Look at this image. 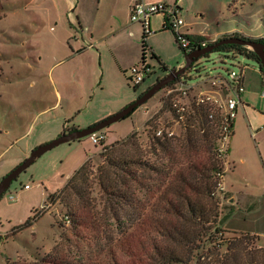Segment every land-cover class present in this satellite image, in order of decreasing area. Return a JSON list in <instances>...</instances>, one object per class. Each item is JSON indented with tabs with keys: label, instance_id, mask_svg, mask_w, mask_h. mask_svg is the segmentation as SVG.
<instances>
[{
	"label": "rangeland",
	"instance_id": "1",
	"mask_svg": "<svg viewBox=\"0 0 264 264\" xmlns=\"http://www.w3.org/2000/svg\"><path fill=\"white\" fill-rule=\"evenodd\" d=\"M239 1L236 14L226 15L224 25L232 24L248 38H264V0ZM2 5L5 11L0 16V182L34 149L56 140L65 131L86 129L114 116L160 77L164 78V66L173 70L185 63V54L172 33L150 37L148 42L141 38L138 66H150L156 73L137 88L131 72L121 71L116 58L122 57V65L131 61L127 57L130 48L125 44L126 36L109 35L107 16L90 10L81 15L85 32L80 33L78 25L70 22L71 10L66 0H2ZM71 17L77 21L74 13ZM116 17L118 23L126 22L124 15ZM88 27H92L91 32H86ZM98 41L103 43V58L99 55ZM109 43L121 44L120 54L115 56L107 48ZM91 44L93 48H89ZM232 57L211 53L197 62L207 71L247 64L250 69L246 76L250 82L246 93L252 95L249 109L256 112L250 125L242 117L245 122L238 126L230 152L232 163L224 177L228 195L222 203L218 226L229 233L225 239L236 236L232 233H237V237L244 234L253 237L244 239V244L251 246L250 240L256 238V246L260 248L264 246V98L261 94L264 84L255 61L238 54L237 58ZM164 97L165 90H161L131 117L103 130L104 133L111 132V141L128 139L137 132L136 150L142 157L152 159L146 131H154L146 125L163 107ZM162 117L164 121V115L158 119ZM93 153L88 138L63 144L42 156L12 183L0 200V264L19 261L31 264L45 258L63 232L69 239L60 246L64 264L102 262L105 256H99L97 249L92 248L93 238L83 234L76 237L69 224H65V209L61 205L65 197L50 202V197L61 192L85 164L86 155L94 157L89 159L91 181L97 179V171L105 160L100 157L102 150ZM28 222L30 225H26Z\"/></svg>",
	"mask_w": 264,
	"mask_h": 264
},
{
	"label": "trees",
	"instance_id": "2",
	"mask_svg": "<svg viewBox=\"0 0 264 264\" xmlns=\"http://www.w3.org/2000/svg\"><path fill=\"white\" fill-rule=\"evenodd\" d=\"M4 11L0 0V16ZM228 38L264 45V38L242 34L226 35L212 45ZM191 40L205 41L199 37ZM176 42L182 50L177 37ZM143 44L147 48L146 42ZM214 53L238 54L259 63L255 52L241 45H223ZM206 112L197 110L186 130L172 140L146 131L149 153L155 160L142 157L136 150L137 132L128 139L110 141L111 132L107 131L102 144H93L88 138L93 154L100 149L105 160L97 179L91 181L87 160L50 202L65 197L61 204L65 224L76 237L83 234L93 238L92 248L105 256L103 263L91 264H264V248L256 246V238L248 239L251 246L243 243L250 237L244 234L237 237L232 233L236 236L225 239L229 233L218 226L226 198L218 194V184L227 166L218 155L219 126ZM68 240L63 232L52 251L31 264H64L60 246Z\"/></svg>",
	"mask_w": 264,
	"mask_h": 264
},
{
	"label": "built area",
	"instance_id": "3",
	"mask_svg": "<svg viewBox=\"0 0 264 264\" xmlns=\"http://www.w3.org/2000/svg\"><path fill=\"white\" fill-rule=\"evenodd\" d=\"M160 14L167 17L166 28L173 31L185 54L206 48L216 41L193 42L183 31L185 21L177 16V6L165 2L148 5L144 0H136L131 8V22L141 24L145 33L150 34L151 18ZM248 69L247 64L240 63L234 69L222 68L216 71L212 68L207 71L205 67L200 68L197 62L194 63L189 70H192L190 72L195 76L186 71L174 85L165 89L163 107L149 120L146 127L151 128L157 138L172 140L186 130L197 110L206 109L209 120L219 126L217 145L219 159L226 160L238 109L243 105L241 97L246 90L245 75ZM152 73L153 69L149 66H137L132 68L131 78L136 86H140ZM261 94L264 98V90ZM160 115L166 117L164 121H161L163 117L158 119ZM106 133L104 131L95 133L89 136V140L93 144H102L107 140ZM225 164L227 166V162ZM26 189H29V186H26ZM224 192L222 175L218 184V194Z\"/></svg>",
	"mask_w": 264,
	"mask_h": 264
},
{
	"label": "crops",
	"instance_id": "4",
	"mask_svg": "<svg viewBox=\"0 0 264 264\" xmlns=\"http://www.w3.org/2000/svg\"><path fill=\"white\" fill-rule=\"evenodd\" d=\"M68 9L71 10L70 14V22L78 25V32L84 33V23L81 15H86L90 12H95L96 15L107 16L108 23L110 25L111 33L110 36L116 37L119 34H124L126 38H124L125 44L130 48L127 54V57L131 59L129 64L122 65L120 63L121 56H117V60L119 61V69L124 73L131 72L132 68L137 67L139 63V55H140V44L141 38L148 42L149 38L154 37L156 35L164 34V33H172L174 40L176 42V36L173 31L166 28L167 17L165 15H155L151 18L150 21V34L145 33V29L141 24H133L131 22V8L135 4L136 0H66ZM146 4H159V3H167L170 5L177 6V16L182 17L185 21V26L183 31L190 37H199L204 39L207 42H211L214 40H219L226 35L231 34H241L238 30L239 28L224 25V19L226 15L236 14L238 10V6L240 2L239 0H144ZM74 7V9H72ZM71 13H74L77 17V21H74L73 17H71ZM124 15L126 17V22L123 24L118 23V19L116 16ZM108 25V26H109ZM218 26L219 30L216 31V27ZM144 31L142 37V28ZM91 28H87L86 32H91ZM208 34H211L208 36ZM145 35V37H144ZM91 37L93 34L91 33ZM97 46L100 48V57L103 58L102 47L103 43L98 41ZM144 43V42H143ZM177 43V42H176ZM94 45H90L89 48H93ZM121 44L112 45L109 43L107 46L108 49H111L115 56L120 54L119 48ZM79 52V51H78ZM124 66V67H123ZM150 67V66H149ZM131 68V69H130ZM152 68V67H151ZM250 69V68H249ZM248 69V71H249ZM165 71V76L172 70L169 67H163ZM247 71V72H248ZM246 72V73H247ZM260 72L262 82L264 84V76ZM156 72L153 70L152 75ZM105 74V72L103 73ZM161 78V77H160ZM159 78V79H160ZM158 79V80H159ZM250 80L247 79L245 75V88L247 87V83ZM153 86V85H152ZM139 87V86H138ZM137 87V88H138ZM254 89V87H251ZM252 95H248L246 93L241 97L243 105L238 109V115L234 124L233 136L229 142L231 145L228 149V154L226 158L227 169L230 168V164L232 163V157L230 156V152L234 147L235 140L238 133V126L245 122L242 120V117L246 119L248 124L255 119L256 112H253L250 108V99ZM133 103V102H132ZM129 106V105H128ZM252 124V123H251ZM79 130V129H77ZM66 132V131H65ZM64 133V132H63ZM82 141V140H81ZM231 143V144H230ZM87 153V151H86ZM88 154V153H87ZM87 156V155H86ZM93 157H86V161ZM86 163V162H85ZM224 195L227 197V187L224 182ZM260 248H264V246H260Z\"/></svg>",
	"mask_w": 264,
	"mask_h": 264
},
{
	"label": "water",
	"instance_id": "5",
	"mask_svg": "<svg viewBox=\"0 0 264 264\" xmlns=\"http://www.w3.org/2000/svg\"><path fill=\"white\" fill-rule=\"evenodd\" d=\"M223 45H241L245 46L259 57L258 66L264 73V45L255 40H245L241 38H228L223 39L215 45L209 46L204 49L197 50L191 54L185 55V63L180 65L178 68L171 70L167 76L162 78L160 81H157L150 89H148L143 95H141L137 100L123 109L121 112L111 116L102 122L93 125L86 129L77 130L73 133L64 132L60 137L52 142L42 145L36 149H34L30 156L17 168H15L10 174H8L5 178L0 182V200L3 195L9 190L12 183L16 181L21 174L27 171L33 164L36 163L42 156H44L49 151L67 143H72L76 141H81L89 136L101 132L103 130H107L115 123L120 122L121 120L129 117L133 112H135L139 107L148 102L151 98H153L158 92L164 90L169 84L176 81L179 76H181L184 72H186L193 63L198 61L200 58L206 57L207 55L214 53L215 50Z\"/></svg>",
	"mask_w": 264,
	"mask_h": 264
},
{
	"label": "bare ground",
	"instance_id": "6",
	"mask_svg": "<svg viewBox=\"0 0 264 264\" xmlns=\"http://www.w3.org/2000/svg\"><path fill=\"white\" fill-rule=\"evenodd\" d=\"M216 41H217V40H216ZM216 41H215V42H216ZM205 42H207V41H205ZM215 42H214V43H215ZM212 44H213V43H210L209 46H212ZM209 46H207V47H209ZM207 47H206V48H207ZM202 49H204V48H202ZM199 50H200V49H199ZM250 50H251V49H250ZM194 52H195V51H194ZM184 54H185V53H184ZM185 55H188V54H185ZM203 58H204V57H203ZM200 59H202V58H200ZM200 59H199V60H200ZM199 60H198V61H199ZM198 61H196V62H198ZM196 62H195V63H196ZM193 64H194V63H193ZM193 64H192V65H193ZM191 67H192V66H191ZM191 67H190V68H191ZM248 67H249V66H248ZM190 68H189V69H190ZM189 69H188V70H189ZM188 70H187V71H188ZM184 73H185V72H184ZM184 73H183V74H184ZM183 74H182V75H183ZM182 75H181V76H182ZM151 76H152V75H151ZM151 76H150V77H151ZM181 76H179V78H180ZM150 77H148V78H150ZM148 78H147V79H148ZM179 78H178V79H179ZM178 79H177V80H178ZM177 80H176V81H177ZM145 81H146V80H145ZM145 81H144V82H145ZM176 81H174L173 83H175ZM144 82H143V83H144ZM143 83H142V84H143ZM173 83H171V84H173ZM171 84H169L168 86H170ZM140 86H141V85H140ZM168 86H167V87H168ZM137 87H138V86H137ZM167 87H166V88H167ZM166 88H165V89H166ZM149 89H150V88H149ZM165 89H164V90H165ZM142 95H143V94H142ZM88 138H89V137H88Z\"/></svg>",
	"mask_w": 264,
	"mask_h": 264
},
{
	"label": "flooded vegetation",
	"instance_id": "7",
	"mask_svg": "<svg viewBox=\"0 0 264 264\" xmlns=\"http://www.w3.org/2000/svg\"><path fill=\"white\" fill-rule=\"evenodd\" d=\"M162 78H160L159 80H157V81H160ZM73 132H75V131H66V133H73Z\"/></svg>",
	"mask_w": 264,
	"mask_h": 264
}]
</instances>
